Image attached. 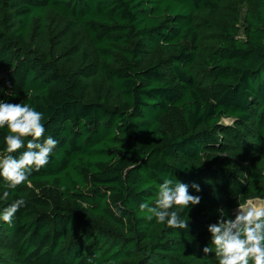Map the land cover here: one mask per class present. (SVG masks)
Listing matches in <instances>:
<instances>
[{
  "label": "trees",
  "instance_id": "1",
  "mask_svg": "<svg viewBox=\"0 0 264 264\" xmlns=\"http://www.w3.org/2000/svg\"><path fill=\"white\" fill-rule=\"evenodd\" d=\"M0 101L58 141L0 177V264H219L208 226L264 200V0H0ZM165 179L187 230L140 210Z\"/></svg>",
  "mask_w": 264,
  "mask_h": 264
},
{
  "label": "clouds",
  "instance_id": "2",
  "mask_svg": "<svg viewBox=\"0 0 264 264\" xmlns=\"http://www.w3.org/2000/svg\"><path fill=\"white\" fill-rule=\"evenodd\" d=\"M44 114L28 104L0 101V128L5 126L9 134L4 137L6 153L0 158V177L7 187L15 189L25 183L31 173L39 171L49 162V157L58 141L51 135L45 137L42 123ZM225 123H230L225 121ZM30 137L25 145V138ZM20 152L16 157L13 153ZM188 185L176 180L165 179L160 184L154 206L147 202L139 205L146 218L157 223L166 224L168 228L187 230L189 222L182 219L176 207L189 209L200 204L201 197L189 193ZM197 192L200 187L192 185ZM4 197L8 192H4ZM23 199H17L0 213V219L11 224L15 213L25 205ZM211 244L215 246V255L219 264H264V200L249 199L235 210L234 218H225L221 210V219L208 226ZM205 255L212 248H203Z\"/></svg>",
  "mask_w": 264,
  "mask_h": 264
},
{
  "label": "rangeland",
  "instance_id": "3",
  "mask_svg": "<svg viewBox=\"0 0 264 264\" xmlns=\"http://www.w3.org/2000/svg\"><path fill=\"white\" fill-rule=\"evenodd\" d=\"M225 121H229V122H230V120H225ZM3 156H4V155H2V154L0 153V158H3Z\"/></svg>",
  "mask_w": 264,
  "mask_h": 264
}]
</instances>
